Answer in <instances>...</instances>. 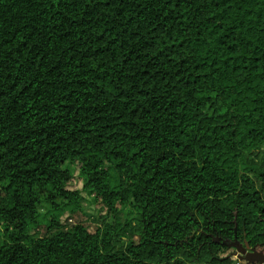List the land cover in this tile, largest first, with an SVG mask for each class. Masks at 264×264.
Returning <instances> with one entry per match:
<instances>
[{
	"label": "trees",
	"instance_id": "obj_1",
	"mask_svg": "<svg viewBox=\"0 0 264 264\" xmlns=\"http://www.w3.org/2000/svg\"><path fill=\"white\" fill-rule=\"evenodd\" d=\"M71 164L94 232L62 223ZM244 240L264 249V0H0V264H233Z\"/></svg>",
	"mask_w": 264,
	"mask_h": 264
},
{
	"label": "rangeland",
	"instance_id": "obj_2",
	"mask_svg": "<svg viewBox=\"0 0 264 264\" xmlns=\"http://www.w3.org/2000/svg\"><path fill=\"white\" fill-rule=\"evenodd\" d=\"M71 172L73 173V179L69 186L70 190L76 191L79 190L82 192L83 200L81 202V210L78 213H70L67 212L61 216L62 223L70 228L77 224H82L90 229V231L94 232L97 227L102 226L103 223L109 222L106 218V212L103 206L97 202L94 198V195L89 194L84 190V179L80 175V165L79 164H71L69 165ZM50 205L47 203H43L40 206V211L42 214V222L46 223L44 216L47 217L53 213H49ZM135 211L132 207L127 206L122 212L121 216L125 219L132 220L134 218ZM46 232L44 226H41L40 229L32 233L34 236H43ZM245 249V248H244ZM240 255L242 252L239 251L237 255L230 251L226 253L223 257H230L233 264H260L259 262H251L249 263L247 259L243 258L240 260Z\"/></svg>",
	"mask_w": 264,
	"mask_h": 264
},
{
	"label": "flooded vegetation",
	"instance_id": "obj_3",
	"mask_svg": "<svg viewBox=\"0 0 264 264\" xmlns=\"http://www.w3.org/2000/svg\"><path fill=\"white\" fill-rule=\"evenodd\" d=\"M247 243L248 242L244 240L237 249H232L230 251L234 252L236 255L239 251H241L242 255H240V260L245 258L252 262H259L258 260L260 259V255H258L257 253H252V250L255 249L256 252L264 254V249L260 250L256 246H251L249 243L248 244L250 245V249H247Z\"/></svg>",
	"mask_w": 264,
	"mask_h": 264
},
{
	"label": "water",
	"instance_id": "obj_4",
	"mask_svg": "<svg viewBox=\"0 0 264 264\" xmlns=\"http://www.w3.org/2000/svg\"><path fill=\"white\" fill-rule=\"evenodd\" d=\"M247 249H250V245L248 243H247ZM252 253H257L258 255H260V259L258 261L260 264H264V254H262L260 252H256L255 249L252 250ZM248 262L251 263L252 261L248 260Z\"/></svg>",
	"mask_w": 264,
	"mask_h": 264
}]
</instances>
